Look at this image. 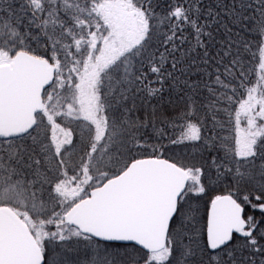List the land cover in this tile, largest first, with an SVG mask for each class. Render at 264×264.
<instances>
[{
	"label": "snow or ice",
	"instance_id": "1",
	"mask_svg": "<svg viewBox=\"0 0 264 264\" xmlns=\"http://www.w3.org/2000/svg\"><path fill=\"white\" fill-rule=\"evenodd\" d=\"M0 264H264V0H0Z\"/></svg>",
	"mask_w": 264,
	"mask_h": 264
}]
</instances>
